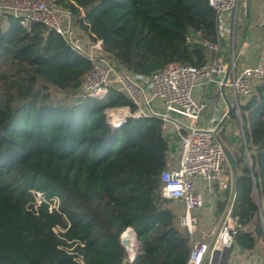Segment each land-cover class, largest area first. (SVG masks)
<instances>
[{"label":"trees","instance_id":"16d2710c","mask_svg":"<svg viewBox=\"0 0 264 264\" xmlns=\"http://www.w3.org/2000/svg\"><path fill=\"white\" fill-rule=\"evenodd\" d=\"M58 2L134 74L173 63L202 67L222 54L208 0ZM197 31L219 50L190 41ZM91 67L44 24L25 27L0 13V264H186L190 236L173 200L161 195L171 161L163 122L129 119L113 128L106 109L131 102L115 88L103 98L83 95ZM229 117L238 121L235 110ZM240 118L238 174L216 216L233 200L236 244L253 250L264 243V81L240 105ZM128 228L141 246L132 263L121 243Z\"/></svg>","mask_w":264,"mask_h":264},{"label":"built area","instance_id":"2783aa9c","mask_svg":"<svg viewBox=\"0 0 264 264\" xmlns=\"http://www.w3.org/2000/svg\"><path fill=\"white\" fill-rule=\"evenodd\" d=\"M250 1L208 0L219 21L226 13L231 12L234 16L233 31L224 55L210 59L202 67L173 63L144 75L124 69L104 51L101 39L92 40L78 27L71 11L58 0H0V13L17 18L25 27L33 22L44 24L58 33L72 50L91 62V69L81 80L83 95L103 98L115 88L131 102V105L106 109V120L113 128L124 126L129 119L159 118L163 122L165 137L176 139L175 160L161 174V195L182 205L176 209L173 204L170 208L191 239V253L186 264H229L228 255L237 247L235 234L238 225L231 216L233 200L218 222H214L215 216L211 217L206 230L199 231L203 224L201 211L206 206V195L214 196L217 186L223 191L228 184V179L221 174V167L227 162V149L219 135L223 115L216 114L205 121L204 113L210 100L204 92L211 83H215L220 92L223 75L228 73L225 86L232 89L233 107L241 124L240 105L252 98L255 86L264 81V43L246 64H241L246 46L235 45L239 10ZM254 1L264 3V0ZM242 14L246 16L247 11L244 9ZM253 21L264 34V16H257ZM218 31L219 39L225 42L220 26ZM189 39L209 52H216L220 47V44L202 38L200 31ZM215 110L218 112L217 108ZM42 201L41 194L37 193L35 210ZM127 239L125 262L132 263L141 246L136 235L133 243Z\"/></svg>","mask_w":264,"mask_h":264},{"label":"crops","instance_id":"0c3cea01","mask_svg":"<svg viewBox=\"0 0 264 264\" xmlns=\"http://www.w3.org/2000/svg\"><path fill=\"white\" fill-rule=\"evenodd\" d=\"M253 5V7H252ZM247 8L250 10V14L244 15V20L241 21L240 25L242 27L240 28V43L239 46L244 45L246 46V54L245 56L241 59V64H246L248 61H250L256 53L260 50L264 43V34L261 29H259L255 24L252 19L256 18L257 16L260 15L264 16V3L263 2H258L251 0L250 2L244 3L241 6V9L239 10L240 14L244 13V9L247 11ZM230 13H228L229 15ZM243 15V14H242ZM229 18V17H228ZM221 55H224V51ZM225 74L223 75L224 78ZM222 77V76H221ZM225 93L229 99V101L235 105V99L233 96V92L231 87L226 86L225 87ZM205 97L210 100L209 108L205 111L204 116H205V121L207 122L212 116L214 115H223L225 116L227 112V104L224 96L219 92L218 87L215 83H211L210 85H207L205 89ZM218 109V112L215 109ZM217 112V113H216ZM231 117H228L225 123L230 119ZM238 118V116H237ZM225 123L223 124V136H220V139L226 149H228L232 154L233 152H238V147H240V142L243 143V136L240 134V121L238 118V130L237 128H234L232 123H229L230 129L226 130L225 129ZM242 129V128H241ZM222 133V129L220 131V134ZM219 134V135H220ZM239 138L241 141L239 142ZM175 138L171 139L170 141L172 142V145H174ZM177 148V147H176ZM177 150V149H176ZM171 161L170 164L174 162V156L171 155ZM230 168V173L225 175L228 179L230 177L231 184L233 186V181L235 180V177L238 174L237 167H232L229 165L228 162H226ZM217 190L220 191V193L214 195V196H209L206 195V206L204 209L201 211V216L202 220L208 221L211 217H214L216 215V210H217V203L218 201L222 198L223 191L216 187ZM233 188V187H232ZM176 209L180 208V203H174ZM228 263L229 264H264V261L261 260L260 255L258 254V251L255 249L253 250H243L240 249L238 246L236 247L235 251L233 253L228 255Z\"/></svg>","mask_w":264,"mask_h":264},{"label":"rangeland","instance_id":"374dc122","mask_svg":"<svg viewBox=\"0 0 264 264\" xmlns=\"http://www.w3.org/2000/svg\"><path fill=\"white\" fill-rule=\"evenodd\" d=\"M253 7V5H252ZM259 16H262L260 15L259 13ZM229 17V18H228ZM245 21L244 20V17L242 14H240V12L238 13V16H237V20H236V26H235V42H236V46H239V43H240V28L242 27V25H240L241 21ZM253 20V19H252ZM242 21V22H243ZM233 25H234V16H233V13L230 12V14L228 15V13H226L222 18H221V21H219V26H220V30H221V37L222 38H225V42H222L221 44V49L222 51H225L226 48H227V40L230 39V32L233 31ZM191 36H195V33L194 32H191ZM74 98V97H73ZM229 123H232L234 128H237L238 130V123H237V120L234 118V117H231L226 123H225V129L226 130H229L230 129V125ZM240 134L243 136L242 134V129H241V126H240ZM220 136L222 137L223 136V131L222 133L220 134ZM239 142L241 141V139L239 138L238 140ZM240 144H242L240 142ZM177 147V142L175 141L174 142V145L170 144V150H169V155H170V158L172 157L171 155H173V153L176 154V148ZM230 173V168L228 166V164L225 162L223 163L222 167H221V174L223 175V178L226 180V176L227 174ZM231 178L228 177V180H227V183H230L231 182ZM217 189V188H216ZM220 189V188H219ZM221 190V189H220ZM222 192V191H221ZM215 193H220L219 190H217ZM174 202V201H173ZM175 203V202H174ZM172 203V205L174 204ZM223 216V215H222ZM222 216H216L215 215V221L214 222H218ZM210 223H211V220L209 219ZM209 221H206V220H203V224L200 226L199 228V231H205L206 230V225H208ZM207 222V223H206ZM206 223V224H205ZM256 250L258 251V254L260 255L261 257V260L264 261V243L262 241H259L258 243V246L256 247Z\"/></svg>","mask_w":264,"mask_h":264},{"label":"water","instance_id":"95a60500","mask_svg":"<svg viewBox=\"0 0 264 264\" xmlns=\"http://www.w3.org/2000/svg\"><path fill=\"white\" fill-rule=\"evenodd\" d=\"M247 14H250V10L249 8H247ZM228 73L225 74L224 78H223V84L220 88V92L221 94L224 96L225 100H226V104H227V112L225 114V116L223 117L220 125L223 126V124L225 123V121L227 120V118L230 116V114L233 112L234 107L233 104L229 101L226 93H225V84L228 80ZM226 148V147H225ZM246 153L248 154V151L246 150ZM227 162L229 163L230 166L235 167L236 166V159L233 156V154L227 149ZM259 202V201H258ZM127 230H131L133 232V234L135 235V231L133 230V228H128ZM128 232V231H127ZM121 243L126 247L129 245L128 239L122 235L121 236Z\"/></svg>","mask_w":264,"mask_h":264},{"label":"bare ground","instance_id":"6f19581e","mask_svg":"<svg viewBox=\"0 0 264 264\" xmlns=\"http://www.w3.org/2000/svg\"><path fill=\"white\" fill-rule=\"evenodd\" d=\"M124 236L129 238L131 240V242L133 243L134 234L131 230H128V232H125Z\"/></svg>","mask_w":264,"mask_h":264}]
</instances>
